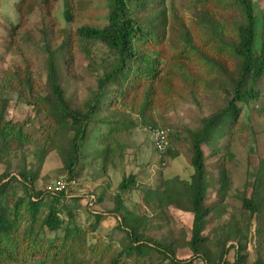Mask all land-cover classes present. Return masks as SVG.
<instances>
[{"label": "trees", "instance_id": "obj_1", "mask_svg": "<svg viewBox=\"0 0 264 264\" xmlns=\"http://www.w3.org/2000/svg\"><path fill=\"white\" fill-rule=\"evenodd\" d=\"M135 1L141 18L132 13ZM165 1L108 0L105 26L78 28L76 42L84 48L96 75L80 108L70 104L58 51L46 40L44 77L42 72L34 73L27 58L0 77V161L8 163L0 174V264H194L197 259L204 264H248L249 252L244 251L249 248L257 252L253 264H264V159L254 182H248L239 195L240 215L231 214L229 220L218 223L229 207L227 167L234 158L231 143L220 145V140L234 132L245 111L264 119V92L259 87L264 80V12L256 0H198L196 20L190 25L179 13H169ZM39 3L48 12L55 4L54 0L16 3L20 22L9 27V43L30 25ZM66 14L70 16L71 11ZM42 22L40 29L50 26ZM93 42L107 49L99 63L90 58L88 45ZM68 71L70 76L69 67ZM147 81L155 82L152 108L169 110L181 94L200 88L221 96L222 102L215 112L200 119L198 128L184 127L191 150L190 179L175 176L163 187L143 190L146 206L160 212L173 207L190 213L191 226L182 228L176 238L151 234L153 224L146 211L130 209L125 203L124 196L138 189L136 175L130 174L119 183L109 211L117 218L115 228L124 232L120 246L112 249L93 233L103 218L100 212L90 229L80 226L76 220L79 196L37 190L39 170L22 165L13 174L9 157L21 153L24 158V149L37 143L39 164L57 151L71 181L83 171L82 159L95 138L105 143L95 153L103 158L106 169L109 159L120 156L123 149L117 135L133 126L121 119L126 104ZM41 85L46 90L43 95L37 91ZM13 95L34 104L37 114L44 116V140L34 139L25 122L6 117ZM150 113L144 123L158 127ZM180 137L170 130L171 141ZM168 154H175L171 145L160 155L164 164ZM209 156L218 162L214 173L207 167ZM89 200L97 201L95 197ZM211 217L215 221L212 236L204 234ZM50 231L57 235L51 236ZM184 249L191 252L190 257L179 256Z\"/></svg>", "mask_w": 264, "mask_h": 264}, {"label": "rangeland", "instance_id": "obj_2", "mask_svg": "<svg viewBox=\"0 0 264 264\" xmlns=\"http://www.w3.org/2000/svg\"><path fill=\"white\" fill-rule=\"evenodd\" d=\"M20 0H0V77L8 68H17L25 58L36 75L38 72H46L47 52L43 48L44 40L48 41L50 47L58 51L59 63L62 69V85L66 90L67 98L74 107H81L89 88L95 83V71L89 66V58L76 42L75 33L82 26L103 27L108 23V0H54L53 9L48 12L45 5L39 3L31 15V23L18 32L14 41L9 43L8 31L12 24L20 22V15L16 9V3ZM198 0H166L165 3L171 11L179 13L187 22L193 25L195 19V8ZM260 10L264 12V0H256ZM138 3V2H137ZM131 4L134 16L141 18L138 13V4ZM158 3L153 0L152 4ZM199 6V5H198ZM71 11L67 15L66 11ZM50 23V26L44 27ZM91 53L90 58L100 62L102 57L107 55V49L98 42L88 45ZM68 67L70 68V76ZM259 87L264 92V80ZM39 94L46 93L45 86L37 88ZM181 99L175 100V106L169 110L162 108H152L151 103L156 98L155 82L147 81L142 87L136 90L128 100L127 109L121 118L125 122H132L130 128L119 133L117 138L123 149L120 156L117 154L109 159L106 169L103 167V158L99 157L95 151L101 150L105 143L93 138L88 143V154L82 159L84 166L81 174L76 179L68 180L63 162L57 151H51L39 164L36 155L37 143L29 144L24 150V158L21 153L17 156L11 154L10 168L13 174H17L22 165L27 169H38V178L35 182L37 190H45L47 186L56 179L64 178L68 183L67 195L79 196L82 200L79 203L77 212V223L82 227L91 228L95 222L96 212L103 216L97 229V233L105 243L114 249L120 246V240L124 235L116 229L117 218L109 211L114 207V194L123 177L130 174L136 175L137 188L124 196L126 205L130 209L146 211L147 220L151 226V234L175 238L179 236L182 228L191 226L192 215L181 210L170 207L169 210L160 212L153 210L144 203L145 189H156L163 187L165 181L178 176L183 179H190L192 174L191 150L185 140L186 133L184 127L196 129L200 126V119L215 112L221 105V96L209 94L203 88L195 89L189 93L181 94ZM257 103H253L256 105ZM152 112L157 126L169 127L171 131L182 135L179 139L170 140L173 147V155L165 156L166 164L156 151L151 134L150 124H145V120ZM250 115V117H249ZM8 119L25 122L26 127L32 132L34 139L42 141L46 138L43 129L47 122L43 115L37 114L34 104L21 100L13 95L8 111ZM264 119L258 118L257 113L250 114L245 111L242 114L239 125L236 126L232 134L224 136L220 140V145L231 143L234 158L228 165L227 170L231 180L228 195V211L224 217L218 221L219 224L229 220V215H240L241 199L239 195L247 188L248 182H254L259 174L261 161L264 159ZM94 124L92 125V127ZM209 153L208 148H205ZM7 160L0 161V174L7 169ZM207 167L210 173L217 170L218 162L209 156ZM253 187L248 189L251 195ZM22 194V192L20 191ZM100 195L102 199L100 200ZM264 196V195H263ZM96 198L91 202L89 199ZM264 206V201L263 204ZM215 225L212 217L204 234L212 236V228ZM51 236L57 233L50 231ZM237 242L233 240V242ZM249 252L248 264H253L257 257V252L249 248L244 253ZM235 250H231L228 258L233 260ZM179 256L190 257L188 249L181 250ZM29 264H44L42 261H31ZM130 264V263H129ZM194 264H204L202 260H195Z\"/></svg>", "mask_w": 264, "mask_h": 264}, {"label": "built area", "instance_id": "obj_3", "mask_svg": "<svg viewBox=\"0 0 264 264\" xmlns=\"http://www.w3.org/2000/svg\"><path fill=\"white\" fill-rule=\"evenodd\" d=\"M169 127H151L150 134L152 138L153 145L156 151L161 155L166 152L170 147V139H169ZM164 164V163H163ZM48 191L52 193H57L61 191H68V183L64 178L56 179L54 182L47 186Z\"/></svg>", "mask_w": 264, "mask_h": 264}]
</instances>
